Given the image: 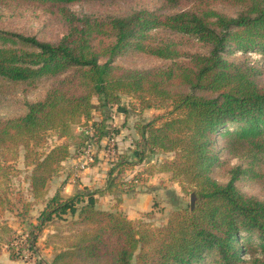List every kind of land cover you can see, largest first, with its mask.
I'll list each match as a JSON object with an SVG mask.
<instances>
[{
	"label": "trees",
	"instance_id": "obj_1",
	"mask_svg": "<svg viewBox=\"0 0 264 264\" xmlns=\"http://www.w3.org/2000/svg\"><path fill=\"white\" fill-rule=\"evenodd\" d=\"M75 1L0 0V6L30 3L58 10L66 25L54 42L0 29L1 79L52 78L40 98L24 102L22 113L0 117V154L6 159L8 152L24 148L25 165L32 166L26 190L43 205L25 241L0 239V253L5 248L11 260L22 259L25 249L35 254L38 237L53 224L46 238L51 264H205L207 259V264H264V200L236 184L243 176L264 180V69L246 55L261 50L264 62V0H162L164 8L189 6L171 12L137 8L123 15H77L66 7ZM215 2L235 12H224ZM187 42L203 51L184 49ZM234 49L241 55L231 56ZM127 52L167 63L130 68L115 62ZM122 94L136 100L133 110L166 112L135 123L136 160L119 154L110 163L108 187L125 168L141 164L146 151L170 152L172 158L156 172L170 173L183 192L196 197L192 209L177 207L161 226L98 207V189L46 197L49 179L85 140L79 134L73 152L67 142L42 152L47 132L64 138L72 125L90 121L98 143L114 131L105 118L91 120L97 106L92 97L107 109ZM221 150L242 161L227 170L226 181L213 175ZM4 195L1 187L0 203ZM0 230L11 229L2 224ZM52 238L58 242L52 244Z\"/></svg>",
	"mask_w": 264,
	"mask_h": 264
},
{
	"label": "rangeland",
	"instance_id": "obj_2",
	"mask_svg": "<svg viewBox=\"0 0 264 264\" xmlns=\"http://www.w3.org/2000/svg\"><path fill=\"white\" fill-rule=\"evenodd\" d=\"M213 5L227 13L232 14L235 12V8L224 5L220 2H215ZM188 6L189 5L186 3H181L176 7L164 8L162 0H79L66 5L70 11L77 15L90 13L123 15L137 8L158 9L160 12H171ZM0 29L35 36L42 41L54 42L65 33L66 25L58 10L51 12L45 10L40 5L30 3L15 5L13 2L10 5L9 3H6V6H0ZM184 49L203 51L198 44L190 42L184 44ZM230 55L240 56L241 51L234 49ZM246 55L264 69L261 50L250 51ZM115 62L130 68L154 67L167 63V61L157 60L150 56L134 52H127L123 55L117 56ZM51 79L52 78L48 76H42L37 78L33 83H27L10 82L0 78V117L22 113L25 110L24 102L40 98L52 82ZM261 80L264 81V71L260 76V81ZM92 102L97 105L92 109V117L97 118L98 120H101L102 118L107 119L106 125L115 133L118 155L126 154L130 161L136 160V155L133 153L136 140L138 139L134 127L135 123L141 120H150L155 116L162 115L166 112L165 108H148L141 112L136 109L133 110L132 106L137 102L134 98L125 94H122L120 101L117 104L112 107H107V109L99 107L97 96L92 97ZM124 110L125 115L123 112ZM117 133H121L123 137H119L120 139H118ZM79 138L81 139V136L77 132L76 124L72 125L71 135L64 138L57 139L56 133L54 131H49L46 135V142L43 146L39 147L38 150L45 152L51 146L61 142H67L71 145L72 150H74V143L78 141ZM122 138L123 140H126L124 146L119 144V141H121ZM218 142L220 146L221 142ZM97 150V160L101 159L109 168V163L103 160L101 157V151L98 147ZM24 154L25 150L22 146L18 147V151L15 154L8 152L6 159L0 154V165L5 169L4 172L0 171V188L3 187V190L5 191L3 198H6L3 203H0V226L2 224H7L11 229L9 231L6 230V233L0 230V239L6 241L9 236V238L12 239V242L16 240L15 242L17 243L21 242L23 237L25 238L30 229L29 224L35 222V217L42 207V202L34 203L26 190L27 180H29L32 166L25 165ZM172 156L173 154L170 152L146 151V157L143 162H141L142 167L140 171L136 169L135 173L127 168L124 173L125 175L120 176V180H122L124 184L118 188L115 187L117 190L120 189L125 191L130 190L131 187H138L141 190H147L149 192L156 187L158 191L155 193V197L152 198V210L148 211L150 215H145V212L141 213V217H143L144 221L154 226H161L164 224L170 213L177 207L184 208L190 205L191 194L183 192L179 184L171 179L170 173L162 174L156 172L158 166L164 160L171 159ZM220 158L221 164L214 168L213 175L220 181H226L228 178L227 170L231 166L242 161L238 160L236 157L230 156L225 150H221ZM96 161L93 165L96 164ZM136 174L138 176L137 179L135 178ZM54 178H56V176L50 178L49 181L56 180ZM63 178H67L65 173L63 177L58 180H64ZM70 180L74 183L78 181L77 177L75 178L73 175H70ZM49 181L47 183V192L51 185ZM236 184L240 190L253 194L259 199L264 200V180L252 181L248 179L247 176H243L236 181ZM98 207L100 206L98 205ZM120 212L124 214L122 210H120ZM67 218H69V216H67ZM58 222L63 223L62 220H59ZM53 228L54 225L50 224L46 226L45 230ZM40 236H42V234ZM39 240L40 238L38 237L37 242ZM50 240L52 244L53 242H58L57 238H52ZM42 243L44 245L43 240ZM43 245H38L36 243V255L32 253L35 255L34 261L38 264H46L47 260L50 258V250L48 251L46 249L47 246L45 247ZM253 245L255 246V244ZM12 249L15 251L14 247H12ZM29 252L30 250H26L24 253L28 254ZM134 258L132 259V263L135 260ZM209 260L210 259H207L205 264H207Z\"/></svg>",
	"mask_w": 264,
	"mask_h": 264
},
{
	"label": "crops",
	"instance_id": "obj_3",
	"mask_svg": "<svg viewBox=\"0 0 264 264\" xmlns=\"http://www.w3.org/2000/svg\"><path fill=\"white\" fill-rule=\"evenodd\" d=\"M123 112L125 115V110ZM92 119L98 120L97 118H93V117ZM105 121L107 122L106 118H105ZM121 133H117L118 139H120L119 137H123ZM119 144L124 146V144H126V140H123L122 138L121 141H119ZM75 158H76L75 155H72L63 162L64 167L62 171L60 172L61 174H59L58 176H56V178H54L56 180L49 181L51 185H50V188H48L46 197L52 196L56 191H59L64 196H69V195H72V193H74L76 190L87 187L89 189L101 190V194L98 195V202H97L101 208L111 209L114 211L122 210L124 214L130 219L140 218L141 213L152 210V207H151L152 198L155 197V193L158 191L156 187L155 189L154 188L151 189V192L147 190L146 191L141 190L138 187L137 188L131 187V189L127 191L116 189L124 184L122 183V180H120V176L125 175L124 173L126 172L127 168H125L124 172L118 175L117 178L114 179L116 184L115 185L113 184L108 187V181L110 179L109 170H110L111 165L109 164L110 167L108 168L107 164L100 159L96 161L95 165H92L88 169L84 170L77 178L78 181H76V183L72 182L70 180V175L72 174V166L75 161ZM141 167L142 165L139 163L135 165L134 168H129V169H131L132 172H135L136 169L140 171ZM64 173L67 175V178L66 179L63 178L64 180H58L59 178L63 177ZM114 174L115 173H113V175ZM162 174H165V173H162ZM53 231H54L53 229H47L43 231L42 236H39L41 241L39 240L37 242L38 245L40 244L43 245L42 243V240H43L44 241L43 246L45 247L47 246L46 249L48 251L50 250V253H49L50 258L47 260V263L45 262L46 264H51V259H52L51 257L53 256L52 246L47 245L46 238H47V235L51 234ZM0 263L2 264H38V263H35L33 259L32 261H29V262H24V260L22 259L21 260L20 259L11 260L9 258L8 252L4 248L2 249L0 253Z\"/></svg>",
	"mask_w": 264,
	"mask_h": 264
},
{
	"label": "built area",
	"instance_id": "obj_4",
	"mask_svg": "<svg viewBox=\"0 0 264 264\" xmlns=\"http://www.w3.org/2000/svg\"><path fill=\"white\" fill-rule=\"evenodd\" d=\"M76 129L80 135L85 137V140L83 141L77 152V155L75 156L76 158L72 166L71 174L73 177L78 178L83 170L92 166L93 163L98 159L97 147L101 151V157L103 160L107 161V163L110 164L116 160L118 156V150L116 146V137L113 132H110L109 135L102 138L97 143L95 142L93 136V130L90 125V121L87 124H76ZM21 241H25V238L23 237ZM26 250L23 251L22 259H24L26 262L32 261V259L34 261L35 255H33L31 251L28 254L24 253Z\"/></svg>",
	"mask_w": 264,
	"mask_h": 264
},
{
	"label": "water",
	"instance_id": "obj_5",
	"mask_svg": "<svg viewBox=\"0 0 264 264\" xmlns=\"http://www.w3.org/2000/svg\"><path fill=\"white\" fill-rule=\"evenodd\" d=\"M195 200H196V197L194 195V193H191L190 195V208L192 209L195 205Z\"/></svg>",
	"mask_w": 264,
	"mask_h": 264
}]
</instances>
